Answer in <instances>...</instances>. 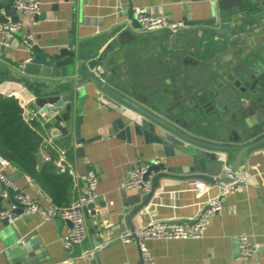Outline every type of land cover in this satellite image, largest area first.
Here are the masks:
<instances>
[{
    "label": "crops",
    "instance_id": "crops-1",
    "mask_svg": "<svg viewBox=\"0 0 264 264\" xmlns=\"http://www.w3.org/2000/svg\"><path fill=\"white\" fill-rule=\"evenodd\" d=\"M139 6L147 7L153 15H164L182 21L209 18L212 14L209 1L42 0V13L35 23L28 16H18L23 22L22 33L32 32L35 37L34 44L43 50L63 48L73 38L76 42L104 47L109 39L106 35L115 28L127 27L138 35L151 33L143 31L137 25L139 22L134 20L133 10ZM4 12L3 10L2 13ZM190 29L187 27L183 31ZM14 36L13 39V36L0 31V47H7L10 41L7 57L16 60V51L12 45L20 41V51L26 59L30 55L29 50L24 48L22 39ZM148 53L149 55L137 52L133 59L123 64V70L130 71L131 85L141 84L162 90L165 78L171 85L180 82L173 79L176 72L170 73V77L163 76L168 62L159 48ZM119 57L124 56L119 54ZM0 62L5 67L8 66L4 61ZM211 69L209 76L216 73L215 67L212 66ZM188 83L187 85H191V82ZM112 85L119 87L117 82H112ZM11 95L19 100L23 108L30 109L32 105L35 107L34 96L23 83L0 80V96ZM95 96L92 91L84 102V109L79 110L77 107L72 110L68 105L64 109H55V113L49 114L48 119L40 114L38 117L42 124H52L50 130L46 129V144L57 151L56 142L59 139L68 149V160L78 176V182L73 180V199L79 195L80 184L85 181L88 171L93 170L98 175L94 208L88 211L85 208L88 238L73 247L72 256L62 240V236L71 226L70 221L61 217L45 220L39 214L25 215L20 220L11 222L0 219V264L15 263L11 252H8L9 248L16 244L26 245L36 239V246L44 259L40 264L63 261L66 264H141L137 242L123 243L117 239L119 235L142 228L153 220L178 222L190 219L224 185L209 183V192L199 197L187 185L188 175L173 174L161 178L158 183L153 181L154 191L148 196V200V194L139 189L123 187V183L129 179L139 162L147 163L153 157L165 161V156L162 152L154 155L145 146H133L118 138L112 127L118 118L112 111L113 104L117 101L107 94L100 99H94ZM79 116L82 117L79 125L81 137L77 136ZM93 137L100 138L88 142ZM82 140L87 142L83 144ZM46 146L38 156L39 168L50 162ZM80 147L84 149L83 152H79ZM143 151L146 153L141 156ZM240 169L239 173L246 180L244 189L230 193L223 210L210 218V225L203 238L147 241L146 245L156 261L155 264H264V145L247 153ZM5 172L12 179L18 171L7 167ZM14 182L36 198L42 206H52L50 196L29 177L21 174ZM0 206H5V202L1 201ZM95 227L97 232L92 234L91 230ZM242 234L248 235L250 242L257 248L255 257L246 262L237 260L240 246L238 237ZM99 237L102 238L101 242H98ZM93 249L97 250L94 255L81 257L82 251ZM29 256L34 257L35 252L29 253Z\"/></svg>",
    "mask_w": 264,
    "mask_h": 264
},
{
    "label": "water",
    "instance_id": "water-1",
    "mask_svg": "<svg viewBox=\"0 0 264 264\" xmlns=\"http://www.w3.org/2000/svg\"><path fill=\"white\" fill-rule=\"evenodd\" d=\"M194 1L211 2V16L185 21V28L191 29L174 34L166 29L138 35L124 27L107 34L104 47L74 38L59 49L43 50L34 44L32 59L24 64L20 41L12 45L17 59L7 57L9 41L7 47H0V61L8 65L0 62V80L23 83L34 96L35 108L46 119L55 109L68 105L80 110L92 91L94 99L107 94L117 101L112 107L118 115L112 124L116 136L130 145L145 146L154 155L164 154L165 161L158 164L154 163L158 157L147 161L151 163L147 176L155 173V183L181 174L229 185L233 179L224 171L238 173L244 156L264 145V0ZM9 17L19 20L11 0H0V23ZM15 35L25 37L22 32ZM158 48L168 62L163 76L176 72L173 79L180 82L171 85L165 78L162 90L131 85L130 71L125 72L123 64L137 52L149 55L148 51ZM212 66L216 73L209 76ZM83 150L79 148V152ZM20 176L16 172L12 179L17 181ZM94 204L90 202L86 211ZM95 228L92 234L97 232ZM101 240L99 237L98 242ZM36 241L9 248L15 260L10 264L42 263ZM39 248L45 253L42 246ZM33 251L35 256L30 257Z\"/></svg>",
    "mask_w": 264,
    "mask_h": 264
},
{
    "label": "built area",
    "instance_id": "built-area-1",
    "mask_svg": "<svg viewBox=\"0 0 264 264\" xmlns=\"http://www.w3.org/2000/svg\"><path fill=\"white\" fill-rule=\"evenodd\" d=\"M12 7L19 15L28 16L32 23L40 16L42 0H12ZM133 15L142 26L145 32H155L161 30H170L172 34L177 33L185 28V21L173 20L164 15H153L147 7H135ZM23 22L20 20L13 21L11 17L5 23H0V31L5 32L8 36H14L22 32ZM34 34L32 32L25 33L22 39L24 48L28 49L30 55L33 52ZM24 59L23 64L32 59L31 56ZM39 111L32 105L30 109L24 108V120L28 123L38 119ZM162 159L157 158L154 163L158 164ZM2 169H0V199L5 202V206H0V219H9L11 221L20 220L25 215L39 214L45 220L61 217L62 219L71 221V226L67 232L62 236L65 248L72 253L73 247L82 244L89 236L88 227L85 216V208L97 196V187L99 183L98 175L95 171H88L85 181L80 184L79 195L67 207L42 206L36 198L22 190L5 172L9 167L7 160L0 156ZM56 168L59 172L68 173L73 180L78 182V176L73 164H71L67 157L65 149H59V157L55 161ZM151 163H144L140 166L134 167L129 179L123 183L126 189H139L143 193H150L153 189V179L155 173H150L148 176ZM227 169V168H226ZM224 175L233 179V183L224 184L218 194L209 197L203 204L198 214L190 219L183 221H163L153 220L150 224L127 231L117 237L123 243L137 242L140 254L141 264H155V259L151 255L146 243L149 240H170L171 239H200L206 234L210 225V218L212 215L223 210L224 204L230 193L236 190L244 189L245 176L238 173L232 174L225 170ZM147 176V177H146ZM187 185L193 191L197 192L199 197L205 196L210 190V184L204 180L191 177L187 179ZM239 251L237 260L246 262L257 254V248L250 242L248 235L242 234L238 237ZM97 250H84L81 257H91ZM73 256V253L71 254ZM66 261L56 264H66Z\"/></svg>",
    "mask_w": 264,
    "mask_h": 264
},
{
    "label": "trees",
    "instance_id": "trees-1",
    "mask_svg": "<svg viewBox=\"0 0 264 264\" xmlns=\"http://www.w3.org/2000/svg\"><path fill=\"white\" fill-rule=\"evenodd\" d=\"M23 116L24 108L15 96H0V156L8 161V168L36 182L50 196L53 206L67 207L76 198L73 199V178L68 173L56 171L54 162L59 157V149L67 152L68 149L59 139L57 151L46 144L44 136L46 129L52 127L50 122L42 124L36 119L28 123ZM45 146L50 162L39 168L38 156Z\"/></svg>",
    "mask_w": 264,
    "mask_h": 264
}]
</instances>
